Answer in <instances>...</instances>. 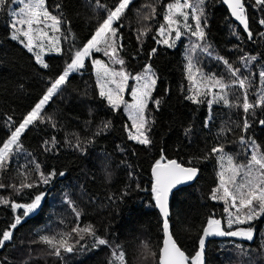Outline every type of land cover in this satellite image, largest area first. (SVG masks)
Returning <instances> with one entry per match:
<instances>
[{"label": "trees", "instance_id": "trees-1", "mask_svg": "<svg viewBox=\"0 0 264 264\" xmlns=\"http://www.w3.org/2000/svg\"><path fill=\"white\" fill-rule=\"evenodd\" d=\"M100 2L106 7H98L96 0H47L49 11L62 15L63 20L59 34L63 54L47 55L48 68H42L32 53L10 38L14 2L9 0L5 11H0V141L10 134L12 122L18 125L42 98L51 81L70 62L72 53L91 39L116 0ZM170 2L173 0H133L121 20L113 24L119 27L117 36L122 37L119 43L123 47L118 49V55L125 61L124 68L136 75L150 63L158 77L152 98L160 100L159 109L151 102L148 105V115L155 121L149 133L151 146L127 139L126 126L130 129L131 121L122 108L114 112L100 98L94 68L88 59L85 67L72 73L68 83L44 108L43 114L52 117L56 127L51 122L30 126L21 137L26 151L14 156L8 170L0 173V182L18 185L21 179L18 168L32 160L41 164L45 174L56 172L44 184L39 182L34 165L29 164L27 171L34 183L31 189L19 193L11 188L0 189V196L18 203L31 202L36 195L44 194L40 212L27 217L15 230L13 241L0 249V264H109L112 248L116 246L124 251L126 264H159L163 218L151 189L152 166L161 156L186 166L192 161L200 169L197 180L176 190L171 200L170 230L186 254L191 256L198 250V240L210 217L221 219L226 228L225 205L211 199L212 190L218 186L220 163L216 155L210 154V149L223 144L225 152L237 163H246L250 153L245 154L239 142L244 135L255 140L264 151V125L258 122L264 119V108L256 109L255 115L250 111L251 126L243 133L245 114L241 108L225 107L222 102L212 103L209 108L211 96L200 97L203 102L199 104L186 99L192 94L186 66L195 38L183 35L171 48L160 43L165 37L159 35V27L165 23V6ZM247 6L252 40L233 21L221 0H207L206 40L212 54L197 52L195 58L207 75L214 73L228 78L216 56H223L240 67L243 75L255 73L249 90V100L254 101L255 93L260 91L259 73L264 71V36L260 35L264 26L259 24L264 11L254 8L252 0H247ZM189 22L193 23L191 19ZM144 29L146 34L138 40L140 30ZM153 49L155 55H151ZM97 54L106 59L103 51ZM248 55L257 59L246 68L240 57ZM233 91L235 95L230 100L242 102L241 90ZM9 116L12 121L8 120ZM108 120L111 127L94 135L101 122ZM189 127L191 132L186 135ZM76 136L94 141L86 146V154L72 146ZM52 137L56 138L55 147L45 144ZM45 147L49 150L45 151ZM60 172L65 175L61 176ZM69 199L82 212L79 221L67 203ZM14 215L9 206L0 205V231L12 222ZM77 223L81 227L93 225L96 235L107 239L112 248L93 247L94 238L85 235L73 252H61V258L50 255L47 245L34 242L41 235L68 231ZM239 227H253L254 238L247 241L223 236L211 240L206 251L207 264H264V215L251 224L234 225L232 230Z\"/></svg>", "mask_w": 264, "mask_h": 264}, {"label": "snow or ice", "instance_id": "snow-or-ice-1", "mask_svg": "<svg viewBox=\"0 0 264 264\" xmlns=\"http://www.w3.org/2000/svg\"><path fill=\"white\" fill-rule=\"evenodd\" d=\"M12 2L23 5L19 12L11 11V39L18 41L29 53L35 57L36 63L42 68H48V63L44 60V55L55 52L63 54L60 45V35L50 36L49 30L53 33H61V24L63 23L62 15H53L47 6V0H12ZM9 0H0V11H5V6ZM133 0H116L112 8L107 9L106 18L99 24L94 35L81 48L77 49L71 55V60L66 64L62 73L51 81L42 98L32 107V109L17 124L12 122V130L8 137L0 141V173L8 170L9 164L12 163L13 157L18 153L26 151L21 141V137L30 127L40 123L51 122L56 127L52 117L43 114L45 106L56 96L61 88L68 83V77L73 72H78L85 67V60L89 58L93 51H103L113 64L120 65V69L110 68L107 64L100 60H93L96 66L97 84L99 86V96L106 101L107 105L117 112L124 108L128 119L131 121L130 129L126 126L127 139L135 141L136 144L149 147L152 139L149 133L154 124V118L148 115V105L153 103L157 110L160 106L159 99L152 98V92L155 89L157 79L155 70L149 63L145 65L143 72L132 75L125 68V61L119 57L118 49L123 45L119 43L122 37L117 36L119 27H113V24L119 22L128 10ZM207 0H173L168 3L163 19L164 24L159 27V35L165 37L160 43L171 48L175 46V42L179 41L183 35H190L195 38L189 55L187 57V79L190 82L189 91L192 93L186 99L193 103L199 104L203 101L200 97L212 99L208 101L209 108L212 103L222 102L225 107H238L245 114L241 131L247 133L251 126L248 114L255 115L258 108H264V71L259 73L260 91L255 93L256 99L249 100V90L253 87V79L255 73L250 76L243 75L240 67H236L233 63L223 57L215 58L224 66L228 78L224 75L205 74L200 67L199 61L195 58L197 52L211 55V45L207 43L206 28L208 27L205 5ZM221 3L227 5L231 16L243 26V31L247 34L249 40L253 39V32L249 27V14L247 0H221ZM96 5L100 8L106 6L96 0ZM252 6L257 10L264 11V0H252ZM151 7V6H149ZM59 9L60 5L57 4ZM152 13L155 8L152 7ZM148 19V16L144 17ZM190 19L193 23H190ZM259 24L264 26V18L259 20ZM147 32L146 29L140 30L137 39H141ZM234 34H236L234 32ZM264 36V32L260 33ZM171 41V42H170ZM47 42V43H45ZM103 45V47H101ZM156 49H153L151 55H155ZM257 59L254 55L241 56L240 61L244 67ZM135 81V87L130 91L132 102L129 103L124 99V93L128 90V81ZM234 89L241 90L242 102H233L230 96L235 95ZM12 121V117H8ZM264 125V119L258 121ZM207 124H205V127ZM111 127V121L101 122L100 129L94 135H100ZM191 132L189 127L185 134ZM92 139H81L76 136L75 143L72 144L75 150L86 154L87 145L93 143ZM239 142L244 146L245 154L250 153L246 163H237L233 156L226 153L223 144L213 145L210 149L211 155H216L220 163L218 186L212 190L211 199L221 201L225 205L224 212L227 213L226 228L221 219L209 218L206 227L202 231V235L198 240V250L191 256L180 248L177 241L170 232L168 222L169 193L177 185L190 182L196 179L200 169L193 165L192 161L188 162V166L178 163L175 159H166L161 156L152 166V175L154 184L152 185V193L155 199L156 207L159 208L163 216V231L165 239L160 249L159 264H204L205 240L209 236H226L238 237L247 241L254 238L253 227H239L235 230L234 225L251 224V222L264 215V151L255 140L246 139L244 135L240 136ZM52 147L56 145V138L52 137ZM72 143L71 141L69 142ZM49 148L45 147V151ZM31 155V153H28ZM207 158V157H205ZM29 164L34 165V171L37 173L39 182L47 184L56 176V172L45 174L41 170V164L35 160L29 161L17 170V175L21 177L19 184H4L0 182V189L11 188L14 192H22L24 189H31L34 183L30 173L27 171ZM106 170V169H105ZM61 176L64 172L59 173ZM44 194L36 195L31 202L18 203L8 197L0 196V205L9 206L14 218L2 231H0V249H4L6 243L12 242L14 232L24 220L30 216L41 205ZM72 212L79 221L82 212L75 207L72 200H67ZM22 210V211H21ZM227 229V230H226ZM85 235L94 238L93 247L109 246L107 239L96 235L94 226L86 224L83 227L79 223L71 227L68 231L60 232L55 235H41L38 241L47 245L51 250L50 255L61 257V252L71 253L74 248L83 240ZM237 248L241 247L236 245ZM109 264H126L125 253L116 246L112 248ZM62 258V257H61ZM26 264V262H25Z\"/></svg>", "mask_w": 264, "mask_h": 264}, {"label": "rangeland", "instance_id": "rangeland-1", "mask_svg": "<svg viewBox=\"0 0 264 264\" xmlns=\"http://www.w3.org/2000/svg\"><path fill=\"white\" fill-rule=\"evenodd\" d=\"M21 7H23V5L14 2L13 5H12V11L19 12V10H20ZM49 35H50V36H56V35H59V34H57V33H53V32H51V31L49 30ZM45 43H47V42H45ZM60 45H61V42H60ZM53 53H55V52L45 54V55H44V60H45V57H46L47 55H49V54H53ZM88 59H90L91 62H92L93 60H100V61H103L105 64H107L110 68H115V69H117V70L120 69V65H118V64H113L112 60H111L108 56H106V59L104 60V59H103L100 55H98L97 52H95V51H93L92 55H91L89 58H87V59L85 60V62H86ZM45 61H46V60H45ZM92 65H93V63H92ZM93 68H94V73H95V76H96V79H97L96 66L93 65ZM73 73H74V72H73ZM71 74H72V73H71ZM71 74H70V75H71ZM70 75H69V76H70ZM134 87H135V81L130 79V80L128 81V90L124 93V99H125L126 101H128L129 103L132 102L131 95H130V91H131ZM211 99H212V97H211ZM121 108L124 110L123 107H121ZM124 111H125V110H124ZM126 114H127V113H126ZM218 176H219V174H218Z\"/></svg>", "mask_w": 264, "mask_h": 264}, {"label": "water", "instance_id": "water-1", "mask_svg": "<svg viewBox=\"0 0 264 264\" xmlns=\"http://www.w3.org/2000/svg\"><path fill=\"white\" fill-rule=\"evenodd\" d=\"M226 7H227V5H225ZM227 9H228V7H227ZM228 11H229V13H230V10L228 9ZM230 16H231V14H230ZM231 18L233 19V21L235 22V23H237L242 29H243V26L242 25H240L239 24V22L238 21H235V19L231 16ZM177 161V160H176ZM178 162V161H177ZM178 163H181V162H178ZM186 166V165H185ZM199 173H200V171H199ZM199 173L197 174V177H196V179L195 180H193V181H190V182H186V183H182V184H179V185H177L175 188H173L172 189V191L169 193V197H168V208H169V216H168V219H169V217H170V215H171V200H172V197H173V194H174V192L176 191V190H178V189H180L181 187H185V186H189V185H192L196 180H197V178H198V176H199ZM152 177H153V175H152ZM153 180H154V178H153ZM155 205H156V203H155ZM42 206H43V203L41 202V205H40V207L38 208V209H36L32 214H30V217H33V216H35L36 214H38L39 212H40V210H41V208H42ZM157 208V210L159 211V208L158 207H156ZM159 213H160V211H159ZM161 214V213H160ZM161 216H162V214H161ZM162 218H163V216H162ZM225 225V224H224ZM206 227V226H205ZM170 232H171V230H170ZM171 234H172V232H171ZM202 235V234H201ZM172 236H173V234H172ZM221 237H223V236H209V237H207L206 238V240H205V250H204V264H207V259H206V251H207V247H208V244H209V242L211 241V240H218V239H220ZM173 238H174V236H173ZM234 238H238V237H234ZM165 239V235H164V237H163V240ZM175 239V238H174ZM238 239H241V238H238ZM241 240H244V239H241ZM162 246H163V242H162ZM162 246H161V248H162ZM181 248V247H180ZM182 249V248H181ZM183 250V249H182ZM184 251V250H183ZM185 252V251H184ZM186 253V252H185ZM187 255V254H186Z\"/></svg>", "mask_w": 264, "mask_h": 264}]
</instances>
